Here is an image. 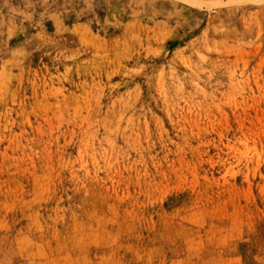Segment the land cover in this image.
I'll list each match as a JSON object with an SVG mask.
<instances>
[{"label": "rangeland", "instance_id": "374dc122", "mask_svg": "<svg viewBox=\"0 0 264 264\" xmlns=\"http://www.w3.org/2000/svg\"><path fill=\"white\" fill-rule=\"evenodd\" d=\"M0 264H264V0H0Z\"/></svg>", "mask_w": 264, "mask_h": 264}]
</instances>
